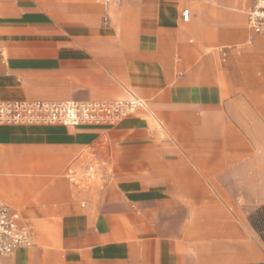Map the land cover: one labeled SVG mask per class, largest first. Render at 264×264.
I'll list each match as a JSON object with an SVG mask.
<instances>
[{
  "label": "crops",
  "instance_id": "crops-1",
  "mask_svg": "<svg viewBox=\"0 0 264 264\" xmlns=\"http://www.w3.org/2000/svg\"><path fill=\"white\" fill-rule=\"evenodd\" d=\"M248 4L0 0V103L147 104L113 127L0 124V200L34 240L0 264L264 262L244 206L260 177L240 173L264 111Z\"/></svg>",
  "mask_w": 264,
  "mask_h": 264
},
{
  "label": "built area",
  "instance_id": "built-area-1",
  "mask_svg": "<svg viewBox=\"0 0 264 264\" xmlns=\"http://www.w3.org/2000/svg\"><path fill=\"white\" fill-rule=\"evenodd\" d=\"M103 1L108 5L118 0ZM183 17L187 22L190 12L184 11ZM248 23L254 34L264 35V0H254ZM145 108L147 104L135 95L127 100L86 104L9 102L0 103V124L115 125ZM33 246L29 225L22 224L19 215L0 200V256H11Z\"/></svg>",
  "mask_w": 264,
  "mask_h": 264
},
{
  "label": "rangeland",
  "instance_id": "rangeland-1",
  "mask_svg": "<svg viewBox=\"0 0 264 264\" xmlns=\"http://www.w3.org/2000/svg\"><path fill=\"white\" fill-rule=\"evenodd\" d=\"M119 3V2H117ZM254 3V0H249V4L247 5V8L245 9V18L247 20L248 14L250 12V9L252 8ZM118 101V100H115ZM67 102H75V101H67ZM58 103H64V102H58ZM75 103H80V104H86V103H97V102H75ZM52 104H57V103H52ZM264 104L261 103V106ZM125 120V119H124ZM152 122H154L151 119ZM264 123V111H261V126H260V134L258 136L259 139V144H260V151L258 152V158H259V167H254L250 169H244L241 170L240 173L246 176L250 175H255L256 171H258V175L260 177V181L258 183H252V182H244V206L252 207L253 208V213L251 215L252 220L251 222L253 223L254 227L257 229V231L260 233L262 240L264 241V200H260L258 202V199L255 197L256 193L254 191H259V195L264 196V126L262 125ZM119 124V123H118ZM118 124L115 125H81V126H117ZM154 124H156L154 122ZM52 125V124H48ZM55 125H60V124H55ZM63 125V124H61ZM63 126H68V125H63ZM91 158H87L86 156L83 158L84 164H86L88 161H90ZM88 165V164H87ZM85 165V166H87ZM91 170L92 173H89ZM107 170V169H106ZM109 170V169H108ZM111 172V169L109 170ZM81 177L86 178L87 176L91 175L94 177V179L98 180L99 176L103 173L102 168L100 167L99 163L95 162L94 165L88 166L85 170L79 171ZM84 188H86V184H83L81 182L80 184ZM228 185L230 186H235V183H229ZM253 186H256L255 189H253ZM259 187V189H258ZM32 227V226H31ZM260 230V231H259ZM35 232V231H34ZM260 264H264L260 263Z\"/></svg>",
  "mask_w": 264,
  "mask_h": 264
},
{
  "label": "trees",
  "instance_id": "trees-1",
  "mask_svg": "<svg viewBox=\"0 0 264 264\" xmlns=\"http://www.w3.org/2000/svg\"><path fill=\"white\" fill-rule=\"evenodd\" d=\"M260 231V230H259ZM263 239H264V237H263Z\"/></svg>",
  "mask_w": 264,
  "mask_h": 264
}]
</instances>
